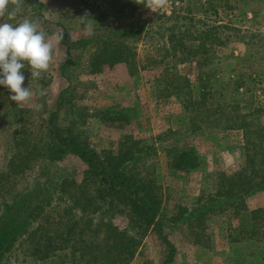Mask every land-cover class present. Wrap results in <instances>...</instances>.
<instances>
[{"label": "rangeland", "instance_id": "obj_1", "mask_svg": "<svg viewBox=\"0 0 264 264\" xmlns=\"http://www.w3.org/2000/svg\"><path fill=\"white\" fill-rule=\"evenodd\" d=\"M40 1L45 5L43 18L36 20L40 29L51 38L66 28L70 34L66 41L69 45L73 41V45L69 51L62 42L54 45L50 67L42 72L41 79L32 78L31 69L25 64L21 70L25 76L22 86H30L32 100L16 104L9 98L0 105V179L18 151L15 139L20 137L19 130L27 128L34 152L24 173L0 180L12 198L29 189L44 168L56 180L76 177L81 181L84 176L86 164L73 154L55 162L41 158L48 146L45 119L56 109L58 97L66 89L67 100L72 103V109L67 104L73 110L70 117L78 121L75 129L89 139L91 147L116 153L127 135H133L141 144L155 145L156 155L150 162L154 164L157 182L163 186L168 216L178 205L206 203L219 189L224 175L248 166L244 130L226 127L230 124L231 108L222 112L224 104L217 111L208 112L204 106L194 108L188 100L191 95L200 96L199 75L211 71L212 84L219 91L211 99L214 106L236 95L243 106L238 111L247 114L248 106L258 105H247L249 99L264 102V0H168L156 12L139 8L136 0H125L127 5L121 9L107 5L112 0ZM190 8L193 10L189 13ZM2 22L12 23L7 17L0 18ZM109 23L131 32L126 38L136 51L140 68L137 74L132 75L125 63L100 73L89 72L90 58L97 47L92 35L101 33L96 28ZM184 24L195 35L207 27L220 26L216 31L224 43L205 53L173 56L164 44L168 29ZM82 39L88 43L78 42ZM193 42L199 45L201 40ZM171 74H176L175 79H164ZM177 78L189 94L174 91L172 82ZM226 86L230 90L224 97L220 92ZM41 88L46 92L43 97L37 95ZM38 104L42 105L40 110H36ZM111 112H122L126 118H105ZM191 149L198 157L196 167L180 171L172 166L176 152ZM247 205L251 210L264 208V191L247 197ZM119 221L124 222L123 217ZM237 224L229 211L207 216L198 232H192L187 224L168 222V242L176 248L169 264H258V258L251 256L258 251L253 242H231L230 235ZM169 252L168 244L152 232L132 264H141L144 259L162 264ZM12 264L45 263L32 256L24 258L20 253Z\"/></svg>", "mask_w": 264, "mask_h": 264}, {"label": "trees", "instance_id": "obj_2", "mask_svg": "<svg viewBox=\"0 0 264 264\" xmlns=\"http://www.w3.org/2000/svg\"><path fill=\"white\" fill-rule=\"evenodd\" d=\"M124 1L112 0L107 5L121 9L127 5ZM144 7L139 4V8ZM43 8L45 5L40 0H24L16 20L10 22L15 24L25 17L41 19ZM192 10L190 8L188 12ZM219 27H207L200 30V35L190 31L187 24L169 28L164 44L176 57L179 54L205 53L211 47L224 43L216 31ZM98 29L101 33L92 35L97 47L90 58L89 72L100 73L107 67L125 63L132 75L137 74L140 68L136 51L126 38L131 32L123 26H110V23ZM62 34L61 42L69 51L73 41L70 45L66 41L70 38L66 28ZM195 39L201 40L199 45L193 42ZM78 42L88 43V40ZM199 76L200 96L194 98L191 95L188 101L194 108L204 106L208 112L217 111L224 104L222 112L231 108L230 124L227 123L226 127L240 128L245 132L248 157L245 169L224 175L219 189L206 203L178 205L177 210L168 216L163 186L157 182L154 164L150 162L156 155L155 145L141 144L133 135H127L116 153L91 147L89 139L75 129L78 121L70 117L72 103L65 95L67 89L63 90L56 109L45 119L48 146L41 158L55 162L73 154L86 164L84 176L81 181L76 177L56 180L53 174L47 173L49 169L44 168L34 177L31 187L15 198L6 193L8 188L0 183V264H12L20 253L24 258L36 257L45 264H132L152 232H157L170 247L162 262L169 264L174 259L176 248L168 242L165 232L168 222L175 225L184 223L192 232H198L207 216L228 211L238 223L233 226L231 242H253L258 251L252 252L251 256L258 258V264H264V208L251 210L247 205V197L259 190L264 191V102L249 99L247 105L251 102L258 105L246 106L249 109L247 114L238 111L243 106L236 95L214 106L211 99L219 91L212 84L211 71H204ZM175 77L176 74H171L164 79ZM179 78L172 82L174 91L189 94L190 91L185 92L180 86ZM228 86L220 95L227 96ZM237 90L235 86L234 91ZM11 94L0 85V105ZM108 117L121 119L126 118V114L111 112L105 115ZM27 131V128L18 131L20 137L15 139L18 151L10 158L0 180L11 177L13 173H24L29 167L27 163L34 152ZM175 155L171 164L177 170H188L198 165V157L192 149ZM119 217H123L124 222L119 221ZM198 241L199 238L196 243ZM141 264L152 262L144 259Z\"/></svg>", "mask_w": 264, "mask_h": 264}, {"label": "clouds", "instance_id": "obj_3", "mask_svg": "<svg viewBox=\"0 0 264 264\" xmlns=\"http://www.w3.org/2000/svg\"><path fill=\"white\" fill-rule=\"evenodd\" d=\"M151 12L164 8L168 0H136ZM24 0H0V18L7 15L9 21L16 20L21 12ZM11 10H9V6ZM63 40V34H54L47 38V33L40 29L36 20L28 17L13 24L0 23V85L6 87L13 95L10 96L16 104L27 103L33 98L30 86L23 87L25 76L21 71L25 64L31 69V77L41 79L42 72L50 67L55 44ZM46 94L41 88L37 95ZM42 105H36L40 110Z\"/></svg>", "mask_w": 264, "mask_h": 264}]
</instances>
